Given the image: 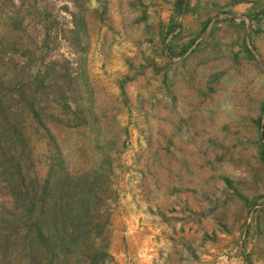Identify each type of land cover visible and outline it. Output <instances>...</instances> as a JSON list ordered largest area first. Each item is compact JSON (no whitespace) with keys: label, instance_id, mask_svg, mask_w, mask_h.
<instances>
[{"label":"rangeland","instance_id":"rangeland-1","mask_svg":"<svg viewBox=\"0 0 264 264\" xmlns=\"http://www.w3.org/2000/svg\"><path fill=\"white\" fill-rule=\"evenodd\" d=\"M19 14L113 264H264V0H0Z\"/></svg>","mask_w":264,"mask_h":264},{"label":"trees","instance_id":"trees-1","mask_svg":"<svg viewBox=\"0 0 264 264\" xmlns=\"http://www.w3.org/2000/svg\"><path fill=\"white\" fill-rule=\"evenodd\" d=\"M0 21V264H113L109 207L65 165L57 125L45 122L41 72L14 56L27 42L25 16ZM66 116L75 125V110Z\"/></svg>","mask_w":264,"mask_h":264}]
</instances>
